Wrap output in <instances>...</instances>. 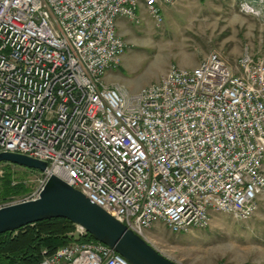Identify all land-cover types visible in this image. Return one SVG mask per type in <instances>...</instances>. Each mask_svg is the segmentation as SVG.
Returning a JSON list of instances; mask_svg holds the SVG:
<instances>
[{"label": "built area", "instance_id": "obj_1", "mask_svg": "<svg viewBox=\"0 0 264 264\" xmlns=\"http://www.w3.org/2000/svg\"><path fill=\"white\" fill-rule=\"evenodd\" d=\"M174 1L0 0V152L47 164L22 201L55 175L162 255L155 225L247 220L264 196V59L215 51L136 91L104 82L125 51L118 19L144 9L159 25ZM73 225L40 264H131Z\"/></svg>", "mask_w": 264, "mask_h": 264}, {"label": "rangeland", "instance_id": "obj_2", "mask_svg": "<svg viewBox=\"0 0 264 264\" xmlns=\"http://www.w3.org/2000/svg\"><path fill=\"white\" fill-rule=\"evenodd\" d=\"M249 1L175 0L163 6L159 25L144 9L139 12L138 24L120 20L117 33L126 46L111 76L112 85L136 91L157 82L170 65L190 69L215 51L231 64L245 48L256 59H264V0ZM7 174L13 185L22 183L28 192L3 195L2 181ZM36 181L35 170L0 163V208L26 199ZM148 237L178 264H264V196L247 220L213 212L206 229L174 234L157 224ZM45 251L48 253L47 249L41 253Z\"/></svg>", "mask_w": 264, "mask_h": 264}, {"label": "water", "instance_id": "obj_3", "mask_svg": "<svg viewBox=\"0 0 264 264\" xmlns=\"http://www.w3.org/2000/svg\"><path fill=\"white\" fill-rule=\"evenodd\" d=\"M2 162L38 171L47 166L44 161L12 152H0ZM51 218L82 226L95 241L112 248L131 264H178L55 175L50 176L37 198L0 208V234Z\"/></svg>", "mask_w": 264, "mask_h": 264}, {"label": "trees", "instance_id": "obj_4", "mask_svg": "<svg viewBox=\"0 0 264 264\" xmlns=\"http://www.w3.org/2000/svg\"><path fill=\"white\" fill-rule=\"evenodd\" d=\"M12 177L7 174L2 181V194L21 195L28 192L22 184H12ZM74 225L63 218H51L26 225L13 232L0 234V264H40L42 249L48 254L72 241L69 233ZM16 233V234H14ZM87 241H95L90 235Z\"/></svg>", "mask_w": 264, "mask_h": 264}, {"label": "crops", "instance_id": "obj_5", "mask_svg": "<svg viewBox=\"0 0 264 264\" xmlns=\"http://www.w3.org/2000/svg\"><path fill=\"white\" fill-rule=\"evenodd\" d=\"M248 1H249V0H248ZM251 1H252V0H251ZM249 2H250V1H249ZM122 19H124V18H119V19H118V22H119L120 20H122ZM200 61H201V60H200ZM200 61L196 62L195 65H197ZM114 70H115V69L110 70V71H108V72L106 73V75H105V77H104V82H105L106 85H112L110 79H111V76H112L113 73H114Z\"/></svg>", "mask_w": 264, "mask_h": 264}]
</instances>
